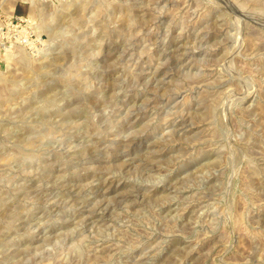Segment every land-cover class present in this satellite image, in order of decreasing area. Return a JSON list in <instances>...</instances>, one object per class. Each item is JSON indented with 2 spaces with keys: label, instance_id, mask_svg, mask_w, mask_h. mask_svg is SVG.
Returning a JSON list of instances; mask_svg holds the SVG:
<instances>
[{
  "label": "rangeland",
  "instance_id": "374dc122",
  "mask_svg": "<svg viewBox=\"0 0 264 264\" xmlns=\"http://www.w3.org/2000/svg\"><path fill=\"white\" fill-rule=\"evenodd\" d=\"M0 264H264V0H0Z\"/></svg>",
  "mask_w": 264,
  "mask_h": 264
},
{
  "label": "bare ground",
  "instance_id": "6f19581e",
  "mask_svg": "<svg viewBox=\"0 0 264 264\" xmlns=\"http://www.w3.org/2000/svg\"><path fill=\"white\" fill-rule=\"evenodd\" d=\"M37 0H30L32 6H35ZM87 10V9H86ZM198 21V20H197ZM194 23V22H193ZM196 23V22H195ZM134 25V24H133ZM187 28V27H186ZM152 29V28H151ZM145 30V29H144ZM194 33V32H193ZM199 42V41H198ZM174 45V44H173ZM145 49V48H144ZM147 70V69H146ZM135 103V102H134ZM90 216V215H89Z\"/></svg>",
  "mask_w": 264,
  "mask_h": 264
}]
</instances>
